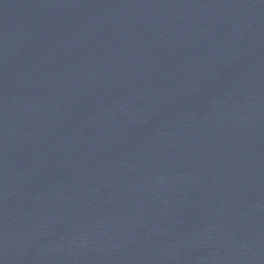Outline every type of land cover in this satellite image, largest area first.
<instances>
[{
	"label": "water",
	"instance_id": "obj_1",
	"mask_svg": "<svg viewBox=\"0 0 264 264\" xmlns=\"http://www.w3.org/2000/svg\"><path fill=\"white\" fill-rule=\"evenodd\" d=\"M0 264H264V0H0Z\"/></svg>",
	"mask_w": 264,
	"mask_h": 264
}]
</instances>
